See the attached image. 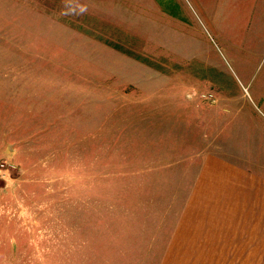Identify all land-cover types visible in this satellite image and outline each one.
I'll list each match as a JSON object with an SVG mask.
<instances>
[{
    "label": "rangeland",
    "instance_id": "1",
    "mask_svg": "<svg viewBox=\"0 0 264 264\" xmlns=\"http://www.w3.org/2000/svg\"><path fill=\"white\" fill-rule=\"evenodd\" d=\"M78 1L140 27L155 19L177 66L204 62L234 95L255 96L264 16L254 25L250 0H165L172 13L154 0ZM58 7L0 0V264H264V185L230 189L219 170L182 160L176 123L130 110L134 87L109 81L121 57ZM204 90L209 104L222 96ZM238 132L241 158L264 174L263 132ZM226 140L237 149V127ZM234 191L244 200H225ZM236 208L225 259L221 230Z\"/></svg>",
    "mask_w": 264,
    "mask_h": 264
},
{
    "label": "crops",
    "instance_id": "2",
    "mask_svg": "<svg viewBox=\"0 0 264 264\" xmlns=\"http://www.w3.org/2000/svg\"><path fill=\"white\" fill-rule=\"evenodd\" d=\"M57 1L60 5L57 9L63 15L67 11V5L75 7L83 4L78 0ZM154 1L161 11L172 13L168 1ZM89 3L92 6L86 5L87 11L84 14L65 16L74 24L102 33L116 55L121 57L119 63L110 67L109 81L113 86H122V89L134 87L133 92L123 93L124 96L135 99L130 104V110L138 113L137 110L141 109L139 112H144L146 119L161 120L168 117L172 123L175 122L177 138H182L181 142L186 146L187 155L182 160L197 161L203 174L211 169L219 170L225 174V183L230 189L251 187V182L254 185H264V174L255 170L251 160L249 163L240 156L243 144L238 132L244 126L249 129L256 127V132L264 134V66L259 64L255 69V96L249 91V97H245L244 89L243 94L237 91V95H234L228 90L231 87L221 81L218 68L204 62L177 66L174 55L172 57L162 51V42L167 38L160 22L156 23L153 19L149 27H140L135 18L121 20L118 16L104 15L98 11L97 1ZM238 4L242 9V0ZM249 7L251 18H255L256 14V21H253L255 25L264 16V0H250ZM148 49L154 55H148ZM208 84L216 85L222 93L220 97L213 95L214 100L210 104L202 97L208 96L204 90V86ZM215 121L218 126L216 131H212L211 124ZM236 127L235 150L229 147L232 143L227 144L226 138ZM234 192V195L225 200H244L241 195H237V191ZM248 195L256 200L254 193ZM227 215L233 219L227 218L224 222L225 227L221 232L224 233L225 241L222 248L225 250V259H230L234 256V250H237V225L241 224V220L237 222L235 218L241 217V214L236 208L228 210ZM220 263L237 264V261L224 260Z\"/></svg>",
    "mask_w": 264,
    "mask_h": 264
},
{
    "label": "clouds",
    "instance_id": "3",
    "mask_svg": "<svg viewBox=\"0 0 264 264\" xmlns=\"http://www.w3.org/2000/svg\"><path fill=\"white\" fill-rule=\"evenodd\" d=\"M67 11L64 13L65 15H82L87 11V6L83 4H78L73 7L71 5H67Z\"/></svg>",
    "mask_w": 264,
    "mask_h": 264
}]
</instances>
